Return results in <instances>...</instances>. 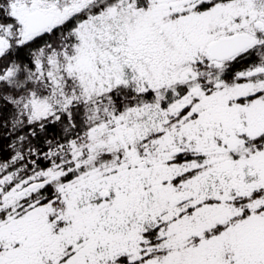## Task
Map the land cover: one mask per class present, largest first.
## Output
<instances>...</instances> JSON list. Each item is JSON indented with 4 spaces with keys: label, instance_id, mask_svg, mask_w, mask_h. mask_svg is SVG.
Wrapping results in <instances>:
<instances>
[{
    "label": "snow or ice",
    "instance_id": "6c2138e0",
    "mask_svg": "<svg viewBox=\"0 0 264 264\" xmlns=\"http://www.w3.org/2000/svg\"><path fill=\"white\" fill-rule=\"evenodd\" d=\"M0 264H264V0H0Z\"/></svg>",
    "mask_w": 264,
    "mask_h": 264
}]
</instances>
